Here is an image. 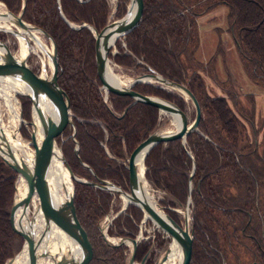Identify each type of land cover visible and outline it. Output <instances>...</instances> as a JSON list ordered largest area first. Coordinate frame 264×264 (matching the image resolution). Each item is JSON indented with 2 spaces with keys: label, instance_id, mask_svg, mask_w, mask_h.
<instances>
[{
  "label": "trees",
  "instance_id": "trees-1",
  "mask_svg": "<svg viewBox=\"0 0 264 264\" xmlns=\"http://www.w3.org/2000/svg\"><path fill=\"white\" fill-rule=\"evenodd\" d=\"M14 14L23 0H0ZM115 18L126 13L127 0H118ZM224 7L229 31L237 45L243 68L257 87L264 89V0H144L141 22L126 35L123 47L111 56L128 76L148 72L186 85L196 96L202 119L198 131L186 143L176 140L157 145L146 159V179L158 204L178 224L177 211L186 209L191 191L190 227L194 234L190 264H264V157L259 150L255 118L242 107L231 82L220 83L211 74L216 59H198L199 21ZM110 0H27L23 19L55 40L59 61V85L70 98L75 124H66L56 140L76 176L98 183L108 180L129 190L128 158L163 120L155 107L132 103L127 96L110 94L105 100L96 62V38L87 24L100 32L112 15ZM215 79L223 95L213 94L206 79ZM143 95L175 103L189 117L195 109L178 92L156 84H139ZM249 98V97H248ZM23 100V116L31 120V102ZM253 129L251 137L249 129ZM25 137H29L26 130ZM79 144L78 153L75 152ZM194 162L196 170L192 181ZM85 164L86 166H84ZM16 172L0 156V264L13 258L23 239L11 227L10 215ZM78 218L91 241L89 264H127L129 247L105 241L100 224L117 213L119 195L75 182ZM143 213L135 206L118 215L108 228L109 237L135 239ZM139 244L138 262L155 264L167 249L159 238Z\"/></svg>",
  "mask_w": 264,
  "mask_h": 264
},
{
  "label": "water",
  "instance_id": "water-1",
  "mask_svg": "<svg viewBox=\"0 0 264 264\" xmlns=\"http://www.w3.org/2000/svg\"><path fill=\"white\" fill-rule=\"evenodd\" d=\"M26 0L20 15L16 16L8 11L11 16L9 21L18 30L0 29V32L10 33L17 38L24 39L27 43L28 54L25 57H17L13 54L7 43L0 40V81L17 82L24 87L22 96L27 97L32 103V121L29 124L32 128L30 139H20L16 133L12 134V140L22 143L27 154L17 153L8 138L6 131L0 128V156L5 163L12 168L26 185V193L21 196L18 187L15 188V197L11 209L10 223L12 229L24 240V246L6 264H89L93 254V247L88 238L76 212L75 195L73 185L72 193L63 201H58L51 189L50 169L55 149L58 148L56 137L63 127L68 123L75 127L72 120L70 98L60 87L58 52L55 40L47 32L39 27L27 24L23 20ZM144 0H131L126 15L118 20L109 22L101 32L92 29L96 36V62L97 71L102 87L106 94L127 96L132 99L122 116L136 104H144L155 107L160 114L171 116L175 129L172 131L156 130L152 132L141 144L131 153L128 159L129 191L123 190L120 186L107 180H98V183L78 178L71 167L67 165L73 181L99 188L103 191L112 192L126 197L128 203L120 213L125 211L129 205L139 208L145 218L157 225L163 232L172 238L183 250V260L180 264H190L193 256L194 234L190 229V205L192 203L191 191L188 199L187 210L184 213V227L178 224L157 202L153 204L144 194L147 188L146 159L152 149L157 145L182 140L185 144L189 135L198 131L202 119V109L192 91L183 84L171 81L161 74L147 67L148 73L128 79L127 83H115L109 76L110 59L109 55L113 46L118 40L124 38L129 32L138 26L143 18ZM63 19L73 29L80 27L70 23L62 13ZM82 27H89L83 24ZM31 31L34 34L43 35L49 40L52 51H48L51 61V75L48 76L47 68L43 63L42 74L37 75L30 70L28 58L33 52V44L37 45L33 35L27 34ZM33 43V44H32ZM39 56V55H38ZM142 83H157L164 89L178 92L186 101H190L195 109V118L189 121L188 115L175 103L168 100L146 96L135 91V87ZM22 118V116H21ZM178 121V125L174 123ZM75 133V130H74ZM78 144L75 152L78 153ZM29 149V150H28ZM31 151V153H30ZM62 152V151H61ZM143 156L142 164L144 171L140 173L139 159ZM64 158V156H63ZM65 162V158H64ZM84 165V164H83ZM86 166V165H84ZM196 170L194 162L193 172L190 177L192 181ZM38 199V205L33 206L32 201ZM119 213V214H120ZM59 228L74 240L76 249L71 247H57L49 244L50 234L54 229ZM107 243H111L107 235L103 233ZM132 244V252L128 264H136L138 241L136 239L122 238L114 246ZM171 246V245H170ZM166 250L156 264H164L171 252ZM145 257L140 264H145Z\"/></svg>",
  "mask_w": 264,
  "mask_h": 264
},
{
  "label": "rangeland",
  "instance_id": "rangeland-1",
  "mask_svg": "<svg viewBox=\"0 0 264 264\" xmlns=\"http://www.w3.org/2000/svg\"><path fill=\"white\" fill-rule=\"evenodd\" d=\"M129 4L130 0H127V7ZM1 9L7 11L6 8ZM227 12V9L222 7L218 10L213 11L208 16L202 18L199 26L201 46L197 57L199 60L205 63H207L211 58L216 59L214 71L213 67L211 66V74L213 75V77H216V79L220 81V83H227L229 80L236 93L240 96V103L242 107L245 108L249 112V114H251L255 118L256 129L258 131L257 141L259 144V150L261 153H263L262 156L264 157V89L253 85L243 68L237 45L235 43L232 33L229 31ZM14 28L15 27H13V29ZM1 36L4 37L5 40L9 39L8 41L10 42L11 49L16 53H19L18 40L16 41L15 38H11V35L9 34H4ZM41 37L44 42L50 47L49 42L45 38H43V36ZM32 62L30 61V66L34 70H38V72H40L41 65L39 60L36 61V64H33ZM36 65H39V69ZM111 67H113V70L116 74L120 75L121 77L124 76L125 73L122 71V68L116 67L114 61L111 63ZM206 84L213 94H218L220 96L223 95L221 90L216 86L215 79L208 77L206 79ZM21 102H23L22 99ZM166 117H168L169 120H163L161 122L162 125L158 129L161 131L174 130L175 126L173 124L172 117ZM249 131L251 137L254 138L253 129L250 128ZM60 149L63 152L62 148ZM151 195H154L152 191ZM153 197L154 200H156L155 196ZM121 207H123V200L119 204L120 209ZM179 212L184 218V210L179 209ZM143 230L144 235H152V233L150 234L148 232L150 230L149 225L144 227ZM157 235L156 237L159 238L161 241L165 242V244L168 243L169 239L166 235ZM153 242H155V244L153 245L156 246V241ZM164 252L165 251H163L158 256V258L156 259L157 261Z\"/></svg>",
  "mask_w": 264,
  "mask_h": 264
},
{
  "label": "bare ground",
  "instance_id": "bare-ground-1",
  "mask_svg": "<svg viewBox=\"0 0 264 264\" xmlns=\"http://www.w3.org/2000/svg\"><path fill=\"white\" fill-rule=\"evenodd\" d=\"M12 19L11 16H7L5 12H3L0 9V29H7L10 30V27L8 25V21ZM31 31H28L27 34L33 35V38L35 39L37 45L33 48V51L36 53H40L42 55V59L44 56H46L45 59H43V63L46 65L51 66V61L48 56L49 50L48 46L43 42L41 37L34 32V34ZM20 55L22 57H25L28 54V47L26 41L24 39H20ZM109 76L115 83H120L121 77L116 74L113 70V67H109ZM24 92V87L16 82H13L12 84H6L0 89V97L4 98V105L9 110V122L10 124L17 129L18 128V121L20 120V115L18 111L16 110V97L13 92ZM2 123H4V119L2 116V113L0 112V128H3L6 130V133L8 135V138L10 139L14 150H16L17 153H25L27 154V149H24V146L22 143H18L16 141L12 140V134L13 131L7 130L6 126H2ZM176 125H178V121H174ZM143 156L139 159V166H140V173L144 171L143 164H142ZM50 184L51 189L54 197L59 201H63L67 196H69L72 193L73 189V179L70 174L69 169L67 168L63 154L59 148L55 149V153L52 158L51 163V169H50ZM20 193L21 196H23L26 193V185L20 186ZM147 199L155 204L154 197L151 195V192L149 190V187L144 188V194ZM124 204L128 203V199L126 197L123 198ZM112 241V240H111ZM49 244L52 245L55 249L57 247H73L76 249V244L73 239L68 237L63 230H60L59 228L54 229L52 233L50 234V241ZM57 246V247H56ZM171 252L169 254L168 260L164 264H180L183 260V250L179 246L178 243L172 242L171 246Z\"/></svg>",
  "mask_w": 264,
  "mask_h": 264
},
{
  "label": "flooded vegetation",
  "instance_id": "flooded-vegetation-1",
  "mask_svg": "<svg viewBox=\"0 0 264 264\" xmlns=\"http://www.w3.org/2000/svg\"><path fill=\"white\" fill-rule=\"evenodd\" d=\"M254 264H258V263H254Z\"/></svg>",
  "mask_w": 264,
  "mask_h": 264
}]
</instances>
